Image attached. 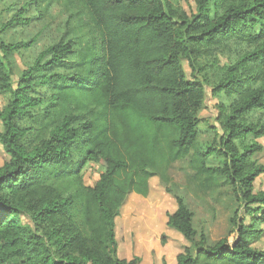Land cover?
<instances>
[{
  "label": "trees",
  "instance_id": "obj_1",
  "mask_svg": "<svg viewBox=\"0 0 264 264\" xmlns=\"http://www.w3.org/2000/svg\"><path fill=\"white\" fill-rule=\"evenodd\" d=\"M55 6L59 35L17 81L10 57L31 42H0V264H139L118 257L116 218L158 176L177 202L168 225L189 242L178 264H264V0H30ZM21 10L0 34L23 22ZM191 68L189 79L182 64ZM220 101L214 138L198 129L207 88ZM190 166L209 190L220 178L237 208L229 236L209 244L169 166ZM211 155L223 164L210 166ZM102 167L87 185L89 163ZM26 220V222L24 221ZM166 264V263H165Z\"/></svg>",
  "mask_w": 264,
  "mask_h": 264
},
{
  "label": "rangeland",
  "instance_id": "obj_2",
  "mask_svg": "<svg viewBox=\"0 0 264 264\" xmlns=\"http://www.w3.org/2000/svg\"><path fill=\"white\" fill-rule=\"evenodd\" d=\"M188 12L196 11V0H177ZM30 0H0V17L3 23L10 20L19 11L24 12L22 23L15 25L0 34V42L16 44L31 42L32 45L15 52L10 61L14 67L15 81L18 80L27 64L59 35L66 14L64 10L55 6L40 20L36 10L29 4ZM186 73L192 78L191 68L186 60H182ZM8 97L0 95V105H6ZM219 99L212 95L207 88L204 108L200 113L199 124L200 141L203 145L214 138L221 128L216 120ZM3 129L0 121V130ZM263 144L264 138L259 139ZM9 155L0 144V167L9 160ZM192 152L185 158L173 162L169 166V174L173 181L179 184L187 198L191 210L194 212V224L199 232L205 231L209 244H215L220 239L229 236L233 243L235 233H231L230 219L237 208V202L230 182L220 178L218 184L209 190L202 185V177H197L190 166ZM255 159L264 164V149L255 155ZM223 157L211 155L207 158L210 166L222 165ZM102 167L96 163H89L84 170L87 185H94L100 178ZM264 190V176L256 179L255 192ZM177 209L175 197L166 191L158 176L150 179V193L143 197L136 193L128 196L116 218V239L118 242V257L127 261L139 259V264H178V256L190 246V242L176 229L168 225V216ZM26 222V220H24ZM264 228V225L262 226ZM258 250L264 251V234L255 243Z\"/></svg>",
  "mask_w": 264,
  "mask_h": 264
}]
</instances>
